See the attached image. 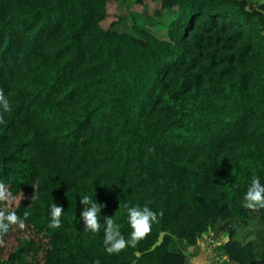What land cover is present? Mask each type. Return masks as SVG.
Wrapping results in <instances>:
<instances>
[{"label": "trees", "instance_id": "obj_1", "mask_svg": "<svg viewBox=\"0 0 264 264\" xmlns=\"http://www.w3.org/2000/svg\"><path fill=\"white\" fill-rule=\"evenodd\" d=\"M112 3L0 0L11 108L0 110V182L17 215L29 212L3 236L0 264H189L227 193L243 200L254 177L264 184V3L133 0L163 19L150 25L162 36L136 22L134 34L119 29V10L104 27ZM83 195L104 205L99 232L80 219ZM55 203L64 211L51 228ZM125 204L158 222L135 248L109 254L103 220L113 216L128 239ZM237 231L219 250L264 264V244L238 243Z\"/></svg>", "mask_w": 264, "mask_h": 264}, {"label": "clouds", "instance_id": "obj_2", "mask_svg": "<svg viewBox=\"0 0 264 264\" xmlns=\"http://www.w3.org/2000/svg\"><path fill=\"white\" fill-rule=\"evenodd\" d=\"M264 3V0H260ZM0 110L3 113L10 112L9 100L5 97L2 90H0ZM0 123H3V115L0 114ZM34 196L31 197V200ZM16 197L8 190L4 183L0 182V246H3L5 241L3 236L7 234L12 226H18L24 229L25 221L29 216V212L25 211L23 218L17 215L14 210V203ZM84 208L80 213V219L84 223V228L91 232H99L101 229V222L98 214L104 207L101 203L97 204L88 195L81 196V201ZM127 210L128 222L131 226V233L128 239L121 234L119 226L113 219V216H105L103 223L104 228V245L109 254L120 253L128 246L135 248L140 240L144 239L152 230V224L158 222L157 213L145 206H130L125 204ZM243 207L255 210L257 208H264V184L258 178H253L248 186V189L243 197ZM64 211L62 205L57 203L52 204L50 208L51 222L49 227L58 228L61 225V216ZM228 256V255H227ZM229 260V257L228 259ZM99 264V261L96 262Z\"/></svg>", "mask_w": 264, "mask_h": 264}, {"label": "rangeland", "instance_id": "obj_3", "mask_svg": "<svg viewBox=\"0 0 264 264\" xmlns=\"http://www.w3.org/2000/svg\"><path fill=\"white\" fill-rule=\"evenodd\" d=\"M133 0H116V3H112L109 10L113 12V16L103 20L102 24L104 27H108L110 22L115 19V13L119 10L125 15L123 22H120L117 27L119 29H126L127 31L134 34L133 25L136 22L140 26H145L148 29L154 28L150 25H160L163 24V19L156 16L149 15L146 12V8L140 4L129 5ZM117 7L115 8V6ZM150 12V10L148 11ZM160 29V28H159ZM154 30L158 32L160 36L165 35L162 29ZM227 211L214 221L212 224V229L205 232L199 239V248L196 251L193 259L196 262L207 263L219 261L216 255H229L227 251L223 253L219 250L218 245H225L226 234L230 228H238L237 233L233 237V240L238 243H243L247 240H252L255 245L256 250H261L264 244V219L260 217L258 209L252 210L247 209L246 212L242 211L243 200L238 199L233 194L227 193L226 197ZM231 241V240H229ZM232 242V241H231ZM172 245V244H171ZM170 245V246H171ZM224 247V246H223ZM215 251V252H214ZM201 253V254H200ZM192 259V258H191ZM229 261V260H227ZM227 264H238L236 261L231 260ZM193 262L190 261V263ZM194 263V262H193ZM225 259L222 264H225Z\"/></svg>", "mask_w": 264, "mask_h": 264}, {"label": "crops", "instance_id": "obj_4", "mask_svg": "<svg viewBox=\"0 0 264 264\" xmlns=\"http://www.w3.org/2000/svg\"><path fill=\"white\" fill-rule=\"evenodd\" d=\"M198 248H199V243H198ZM197 246H195L193 249H191V252L193 253V254H188V263L189 264H202V263H200V262H196V261H194L195 259H193L194 258V256H195V253H196V251H198V248H197ZM201 254V253H200ZM192 258V259H191ZM193 260V262H191L190 263V261H192ZM229 262H232L231 260H229V261H227L225 264H227V263H229ZM203 264H208V263H203Z\"/></svg>", "mask_w": 264, "mask_h": 264}, {"label": "built area", "instance_id": "obj_5", "mask_svg": "<svg viewBox=\"0 0 264 264\" xmlns=\"http://www.w3.org/2000/svg\"><path fill=\"white\" fill-rule=\"evenodd\" d=\"M216 258H219L220 259L219 261L217 260L216 263L217 264H222V261H224V259L227 260L228 259V256L222 254L221 255V258L219 257V255H216Z\"/></svg>", "mask_w": 264, "mask_h": 264}, {"label": "water", "instance_id": "obj_6", "mask_svg": "<svg viewBox=\"0 0 264 264\" xmlns=\"http://www.w3.org/2000/svg\"><path fill=\"white\" fill-rule=\"evenodd\" d=\"M163 234H164V231H161V233H160V236H159V238H158V240L152 245V247L155 245V244H158V243H160L161 242V240H162V236H163Z\"/></svg>", "mask_w": 264, "mask_h": 264}]
</instances>
